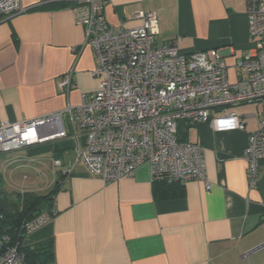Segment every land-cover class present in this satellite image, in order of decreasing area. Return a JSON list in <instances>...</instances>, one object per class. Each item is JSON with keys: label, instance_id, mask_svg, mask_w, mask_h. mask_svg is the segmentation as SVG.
Masks as SVG:
<instances>
[{"label": "crops", "instance_id": "obj_1", "mask_svg": "<svg viewBox=\"0 0 264 264\" xmlns=\"http://www.w3.org/2000/svg\"><path fill=\"white\" fill-rule=\"evenodd\" d=\"M21 1L27 11L0 20L2 123L78 105L100 80L93 75L94 50L83 45L85 27L76 22L78 0ZM55 1L65 5L42 7ZM137 11L158 12L157 45L177 38L185 53L217 48L230 65L252 46L246 0H105L102 9L108 24L125 27L142 24L133 17ZM72 68L74 85L66 91L59 80ZM251 114H240L243 129L189 125L185 137L203 147L211 189L189 180L182 183V194L170 198L155 197L148 163L109 182L90 174L70 134L24 153L25 148L0 153L13 171L51 170L42 186L22 190L46 193L60 181L53 199L57 214L26 235L24 243L51 238V264H245L251 255L246 252L264 241V160L252 186L245 156L249 134L257 127ZM69 167L72 171L66 173Z\"/></svg>", "mask_w": 264, "mask_h": 264}, {"label": "built area", "instance_id": "obj_2", "mask_svg": "<svg viewBox=\"0 0 264 264\" xmlns=\"http://www.w3.org/2000/svg\"><path fill=\"white\" fill-rule=\"evenodd\" d=\"M104 1L78 0L75 7L76 22L85 27L83 45L95 53L98 89L58 112L15 123L0 121V153L70 134L88 172L106 182L131 176L148 163L153 180H196L211 189L204 149L181 139L179 125L208 122L216 131L243 129L241 115L228 108L259 103L261 113L251 114L257 127L245 150L248 177L255 185L264 160V0H246L252 46L232 65L217 48L185 53L177 38L157 45V11L135 12L133 17L143 20L139 26H112L102 13ZM27 10L21 0H0V20ZM73 74L72 68L60 78L62 89L74 85ZM71 171L69 167L66 173ZM56 214L53 206L51 214L25 222V236ZM8 239L0 235V264H23L18 244H7Z\"/></svg>", "mask_w": 264, "mask_h": 264}, {"label": "trees", "instance_id": "obj_3", "mask_svg": "<svg viewBox=\"0 0 264 264\" xmlns=\"http://www.w3.org/2000/svg\"><path fill=\"white\" fill-rule=\"evenodd\" d=\"M65 5L63 1L50 2L42 7L56 9ZM188 124L179 125V136L186 139L185 134ZM0 175V235L9 237L7 244L17 245L20 252L24 254L23 264H51L54 260L53 240L51 238L34 243H24L25 222L37 218L42 213L51 214L53 199L60 188V181L46 193H38L32 190H7L2 185ZM155 197L170 198L182 194V183H168L163 179L153 180ZM260 224L264 222V213Z\"/></svg>", "mask_w": 264, "mask_h": 264}, {"label": "rangeland", "instance_id": "obj_4", "mask_svg": "<svg viewBox=\"0 0 264 264\" xmlns=\"http://www.w3.org/2000/svg\"><path fill=\"white\" fill-rule=\"evenodd\" d=\"M256 104L250 103V104L240 105V106H237L235 110L238 114H242V113L260 114L262 107L259 103H256ZM26 151H27V148L22 150L23 153ZM11 167H12V164L8 165V162L1 160V155H0V171H1V176L3 180L2 185L4 188H6L9 191L14 190V189H21V190L22 189H36L38 188V186L43 185V181H45L43 179H47L48 177L49 179L51 178V170L49 169V167H43L37 170H25L22 172H18V168L15 170L16 171L15 172L11 170ZM260 231L264 232V225L262 226ZM257 259L261 262V264H264V246L260 248L259 250L251 253L249 257L245 258L244 263L245 264H255Z\"/></svg>", "mask_w": 264, "mask_h": 264}, {"label": "water", "instance_id": "obj_5", "mask_svg": "<svg viewBox=\"0 0 264 264\" xmlns=\"http://www.w3.org/2000/svg\"><path fill=\"white\" fill-rule=\"evenodd\" d=\"M263 246H264V243H262V244H260V245H257V246H255V247H253V248H251L250 250H248V251L246 252V255H250L251 253H253V252L259 250L260 248H262Z\"/></svg>", "mask_w": 264, "mask_h": 264}]
</instances>
